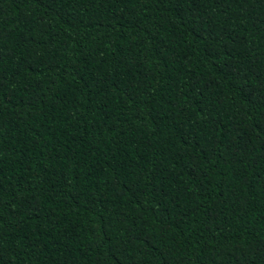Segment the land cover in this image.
<instances>
[{"label": "trees", "instance_id": "trees-1", "mask_svg": "<svg viewBox=\"0 0 264 264\" xmlns=\"http://www.w3.org/2000/svg\"><path fill=\"white\" fill-rule=\"evenodd\" d=\"M0 264H264V0H0Z\"/></svg>", "mask_w": 264, "mask_h": 264}]
</instances>
